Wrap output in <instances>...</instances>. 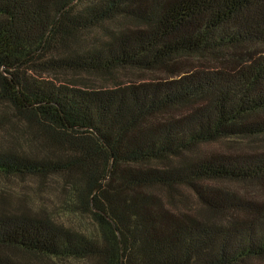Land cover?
<instances>
[{
  "label": "trees",
  "instance_id": "trees-1",
  "mask_svg": "<svg viewBox=\"0 0 264 264\" xmlns=\"http://www.w3.org/2000/svg\"><path fill=\"white\" fill-rule=\"evenodd\" d=\"M121 68L159 74L58 79ZM0 102V174L55 193L0 191V264H264V0H0Z\"/></svg>",
  "mask_w": 264,
  "mask_h": 264
},
{
  "label": "rangeland",
  "instance_id": "rangeland-1",
  "mask_svg": "<svg viewBox=\"0 0 264 264\" xmlns=\"http://www.w3.org/2000/svg\"><path fill=\"white\" fill-rule=\"evenodd\" d=\"M159 72H152V71H143L138 70L135 68H126V69H119L114 71V73L104 75L99 73H74V72H66L58 75V79L61 81L73 83L75 82L77 85L87 86V87H105V86H114L120 82H130V81H140L144 79H152L153 77L157 76ZM46 77H52L50 74L46 75ZM5 109H9L4 103L0 102V112L4 111ZM11 112V111H10ZM10 114V113H9ZM13 120H19L16 117H12ZM6 128H0V145L6 144L7 139L14 140L15 138L9 136L5 133ZM15 137L18 133L14 132ZM17 143V142H16ZM248 141L241 140V139H226L219 142H215L209 144L208 146L212 149H236L242 150L245 146H248ZM233 151V150H232ZM0 191L3 194L7 195L12 202L19 203L18 198L24 197L26 205L37 212L45 211V205L48 208H54L51 206L50 201L55 197V193L51 192L50 190L45 191V184H40L39 179L36 177L26 176V177H19V176H5L0 174ZM184 194H186L187 199L186 203L192 205L193 207H199L196 202V197L193 192L188 188H183ZM49 196H51L49 198ZM182 206L184 207L183 203ZM56 208H60V206H56ZM45 213V212H44ZM55 219L60 218L67 223H70L76 227H84L90 230L93 229V224L89 220H84L72 213L69 212H49ZM42 257H39L41 259ZM45 261V258H42ZM71 263L75 264L76 262L70 260Z\"/></svg>",
  "mask_w": 264,
  "mask_h": 264
}]
</instances>
